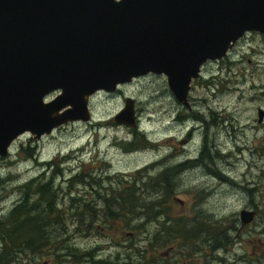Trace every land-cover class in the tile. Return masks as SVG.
Listing matches in <instances>:
<instances>
[{
    "label": "rangeland",
    "instance_id": "obj_1",
    "mask_svg": "<svg viewBox=\"0 0 264 264\" xmlns=\"http://www.w3.org/2000/svg\"><path fill=\"white\" fill-rule=\"evenodd\" d=\"M125 98L133 101V128L112 121ZM187 100L189 111L173 99L164 77L146 75L118 86L113 93L97 92L91 96L88 123L63 125L37 141L28 134L21 135L12 143L8 156L0 158V216L18 200L15 187L41 174L61 170L62 178H55L61 192L67 190L68 178L80 174L84 181L71 190L85 193L87 200L95 201L91 196L98 184L101 188L116 187L113 182L108 186L104 181L107 177L128 179L142 169H146L145 175L157 177L173 165L195 159L196 163L200 161L194 166L197 168L177 175L176 187L169 197H163L160 212L143 222V228L124 229L115 223L106 229L99 223L87 235L74 234L76 245L91 252L90 264H115L117 259L129 257L128 253L133 254L130 263H138L135 252L155 251L152 260L161 255L167 257L165 253L173 251L189 252L193 236L199 239L206 234V227L196 231L204 215H208L205 212L224 218L221 223L226 232L232 223L228 218L245 207L250 198L252 206L264 213V118L260 122L256 119V110L264 111V35L246 33L224 58L205 63L199 78L190 85ZM134 133L141 135L146 144L123 148V143L134 139ZM203 138L206 142L202 150ZM26 147L28 151L23 150ZM45 163L49 165L46 167ZM206 166L214 177L207 175ZM201 175L205 179L199 178ZM234 184L240 186L236 191L232 190ZM201 188L210 190H197ZM229 211L233 213L225 216ZM177 218L183 224L177 222L176 227L188 235L186 240H180L181 245L175 243V233L165 230V225L174 224ZM72 228L69 227L70 232ZM258 231L253 224L245 228L237 242L227 245V253L220 252L219 257L227 264H264L262 258L260 261L253 256V252L264 255V233ZM234 234L228 233L230 237ZM203 250L200 247L197 251ZM151 256L152 253L146 255L150 259ZM193 257L196 260H185L187 264L201 260L198 255ZM37 259L41 264H54L48 250ZM27 262L28 257L23 255L15 259V264Z\"/></svg>",
    "mask_w": 264,
    "mask_h": 264
},
{
    "label": "water",
    "instance_id": "obj_2",
    "mask_svg": "<svg viewBox=\"0 0 264 264\" xmlns=\"http://www.w3.org/2000/svg\"><path fill=\"white\" fill-rule=\"evenodd\" d=\"M249 32L264 35V0H0V158L23 134L88 123L91 96L138 77L188 108L201 67ZM112 121L134 127L132 99Z\"/></svg>",
    "mask_w": 264,
    "mask_h": 264
},
{
    "label": "trees",
    "instance_id": "obj_3",
    "mask_svg": "<svg viewBox=\"0 0 264 264\" xmlns=\"http://www.w3.org/2000/svg\"><path fill=\"white\" fill-rule=\"evenodd\" d=\"M205 142L203 138L202 150ZM139 143L146 144L141 135L134 133V139L123 143V148ZM23 150L28 151V148ZM27 156L31 157L30 154ZM196 160L173 165L157 177L145 175L146 169L136 171L128 179L107 177L104 181L108 186L113 182L116 187L101 188L98 184V190L91 189V197L95 201L87 200L85 193L71 190L83 180L80 174L65 181V192H61L60 183L55 184L56 177L62 178L61 170L28 180L15 187L18 200L0 216V264H15L19 255L27 256L29 264H41L37 257L46 250L54 258V264H90L93 262L91 252L76 245L72 239L74 234L87 235L99 223L106 229L112 228L115 223L124 229L143 228V222L147 223L160 212L159 207L165 202L163 197H169L176 187L177 175L196 166ZM48 165L45 163L46 167ZM133 221L136 223L132 225ZM70 226H73L71 232ZM170 228L172 225L165 230ZM66 235L70 236L62 238Z\"/></svg>",
    "mask_w": 264,
    "mask_h": 264
},
{
    "label": "flooded vegetation",
    "instance_id": "obj_4",
    "mask_svg": "<svg viewBox=\"0 0 264 264\" xmlns=\"http://www.w3.org/2000/svg\"><path fill=\"white\" fill-rule=\"evenodd\" d=\"M181 106V105H180ZM182 107V106H181ZM185 108V107H184ZM187 109V111H189L190 109ZM189 161V160H187ZM186 161H182L179 164H182ZM200 163V161H199ZM198 163V165H199ZM197 167H194V169H196ZM205 172L207 173V175H211L214 177V172H211L208 168V166L205 167ZM203 177L202 175L199 176V178ZM207 177V176H205ZM212 178V177H210ZM201 179H205V178H201ZM206 182V181H204ZM207 186V183H206ZM240 186L237 184H234L232 186V190L236 191V189H238ZM200 188V187H198ZM207 188V187H205ZM215 188V187H212ZM197 190H201L203 193L206 192L208 193L210 189H197ZM208 191V192H207ZM250 195V194H248ZM252 202L253 199L250 198L248 200V203L245 207L239 209L236 213L232 214L233 211H229L227 213H225V216H231L228 218L230 220H232V223L230 224V226L226 229V232L223 228V223H221V219L224 218H215L213 213H204V214H208V215H204V220L199 223L196 231H200L203 228L206 227V234L205 235H201L199 237V239L195 238L193 236V247L189 250V252L185 251L184 253L180 252V251H173V253H165V255H168L167 257H163L162 255L159 256L160 258L158 260H152V257H154L156 255L155 251L154 252H144V253H140V252H135V257L140 260L138 263H134V264H187L188 259H195L193 256L198 255L200 256L199 261H196L195 263H191V264H214L215 262H217V264H227L226 261L222 258L219 257V253H227V248L226 246L232 243L237 242V239L239 238V234L242 233L244 231L245 228L249 227L251 224H253L255 227L257 226L259 228L258 233H264V213L257 211L256 208L254 206H252ZM200 211H204V210H198L196 212H200ZM177 222H181L182 220L180 218H177L176 221L174 222V224L172 225V228H170L167 232L168 233H175V239H176V244L177 245H181L179 244L181 239L186 240L188 238L187 232L184 231V233H181L178 228L176 227V223ZM183 224V223H182ZM234 224L235 227H234ZM169 224H166L165 227H169L171 226ZM184 229V227H183ZM243 229V231H242ZM230 231H234V237H230L228 235V233ZM201 233H203L201 231ZM127 237H130V234L127 235ZM178 242V243H177ZM197 245H199V247H197ZM172 246V245H171ZM200 247H203V251H197ZM261 248L264 249V243L261 244ZM148 253H152L151 259L147 258L146 255ZM129 257L126 255L125 256V260L121 261L119 259H117L115 261V264H131L130 263V259H133V254L132 253H128ZM253 256H256L260 261L261 258L264 260V255L263 254H259L256 252H253ZM167 258L169 260H167ZM184 259V260H182ZM246 259V258H245ZM182 260V261H180ZM185 261V262H183ZM94 264H104V263H99L98 261L94 262ZM133 264V263H132Z\"/></svg>",
    "mask_w": 264,
    "mask_h": 264
}]
</instances>
